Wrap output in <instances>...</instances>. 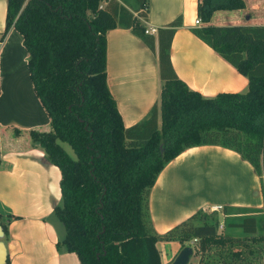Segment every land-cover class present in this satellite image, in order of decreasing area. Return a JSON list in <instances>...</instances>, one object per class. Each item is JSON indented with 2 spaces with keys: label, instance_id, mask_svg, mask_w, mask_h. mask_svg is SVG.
<instances>
[{
  "label": "trees",
  "instance_id": "16d2710c",
  "mask_svg": "<svg viewBox=\"0 0 264 264\" xmlns=\"http://www.w3.org/2000/svg\"><path fill=\"white\" fill-rule=\"evenodd\" d=\"M148 4L7 2L0 40L11 27L22 35L30 80L50 122V130L32 128L27 133L60 170L62 200L54 213L66 235L57 246L75 252L80 264H163L156 244L173 240L182 248L191 246L199 264H264L259 213L243 211L232 217L223 208L220 220L217 210L199 209L159 234L149 210L150 190L160 171L181 152L203 145L239 153L259 174L264 195V24H213L216 11L244 9L245 0H197L202 24L192 32L248 81L245 92L213 97L189 88L171 65L170 44L180 18L160 27L159 102L141 122L126 127L107 84L106 32L129 28L155 51V37L143 24ZM20 131L15 128V133ZM60 141L71 146L74 157ZM15 218L0 214L5 235L7 223ZM234 228L239 234L229 231Z\"/></svg>",
  "mask_w": 264,
  "mask_h": 264
},
{
  "label": "crops",
  "instance_id": "0c3cea01",
  "mask_svg": "<svg viewBox=\"0 0 264 264\" xmlns=\"http://www.w3.org/2000/svg\"><path fill=\"white\" fill-rule=\"evenodd\" d=\"M7 2L0 0V34ZM245 3L244 9L216 11L211 22L264 24V0ZM196 5L197 0H149L143 24L155 37V51L129 28L106 32L107 84L126 127L141 122L159 102L163 83L158 29L177 18L181 23L170 44L175 74L205 97L247 90L246 77L192 32L198 26ZM7 33L0 40V214L16 218L7 223V235L0 233L4 251L0 264H80L75 252L57 246L66 235L54 213L62 200L60 170L45 159L43 148L32 143L27 133L32 128L50 130V122L30 80L23 37L13 27ZM15 128L21 131L15 133ZM159 174L149 197L152 225L159 234L199 209L220 205L233 217L244 215L243 211L257 214L264 208L259 174L239 153L219 145L186 149ZM156 246L163 264H170L182 249L173 240L158 241ZM191 257L192 264H199L194 250Z\"/></svg>",
  "mask_w": 264,
  "mask_h": 264
},
{
  "label": "water",
  "instance_id": "95a60500",
  "mask_svg": "<svg viewBox=\"0 0 264 264\" xmlns=\"http://www.w3.org/2000/svg\"><path fill=\"white\" fill-rule=\"evenodd\" d=\"M0 233L2 232V227L0 225ZM0 252L4 255L3 245H0ZM193 254V248L189 245L184 246L177 256L173 259L170 264H188L190 262V257ZM4 257V256H3Z\"/></svg>",
  "mask_w": 264,
  "mask_h": 264
},
{
  "label": "rangeland",
  "instance_id": "374dc122",
  "mask_svg": "<svg viewBox=\"0 0 264 264\" xmlns=\"http://www.w3.org/2000/svg\"><path fill=\"white\" fill-rule=\"evenodd\" d=\"M60 143L64 147V149L67 151L68 154H70L72 157L75 156V154H74V152H73V150H72V148H71L70 145H68V144H66L64 142H61V141H60ZM205 211L207 213L213 212L212 209L211 210H205ZM217 212H218V218L220 220H223V218L225 217V215L223 213V209H220ZM259 214H261L264 217V208H261L260 209ZM263 217L261 218L262 222H264V218ZM219 230L222 231L223 230V226H220V229ZM234 233L239 234V232H234ZM190 264H192V263H190Z\"/></svg>",
  "mask_w": 264,
  "mask_h": 264
},
{
  "label": "built area",
  "instance_id": "2783aa9c",
  "mask_svg": "<svg viewBox=\"0 0 264 264\" xmlns=\"http://www.w3.org/2000/svg\"><path fill=\"white\" fill-rule=\"evenodd\" d=\"M194 23L196 24V25H201L202 24V21H201V19L198 17L197 19H195L194 20ZM148 32H149V30H148ZM154 32H156V30H154ZM150 33H152V31L150 32ZM212 209V211H218V210H220V209H223L222 208V206H220V205H216V206H214V207H212L211 208ZM195 241V240H194Z\"/></svg>",
  "mask_w": 264,
  "mask_h": 264
}]
</instances>
